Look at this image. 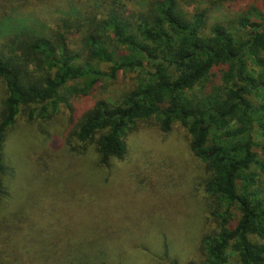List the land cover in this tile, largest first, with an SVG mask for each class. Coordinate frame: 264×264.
<instances>
[{
  "label": "trees",
  "instance_id": "trees-1",
  "mask_svg": "<svg viewBox=\"0 0 264 264\" xmlns=\"http://www.w3.org/2000/svg\"><path fill=\"white\" fill-rule=\"evenodd\" d=\"M257 11L206 31L204 13L185 15L176 0H148L133 14L121 0H0V264H106L114 250L140 241L115 227L96 189L82 202L35 211L3 180L4 134L20 109L46 118L69 81L89 91L120 73L134 74L133 85L83 111L76 141L94 144L109 165L124 157L138 122L152 119L161 132L182 127L216 207L213 233L198 242L202 259L189 264H264V10ZM72 33H81L84 54L68 43Z\"/></svg>",
  "mask_w": 264,
  "mask_h": 264
},
{
  "label": "rangeland",
  "instance_id": "rangeland-1",
  "mask_svg": "<svg viewBox=\"0 0 264 264\" xmlns=\"http://www.w3.org/2000/svg\"><path fill=\"white\" fill-rule=\"evenodd\" d=\"M121 1L132 14L145 11L148 3ZM176 1L185 15L202 11L206 31L213 23L234 27L238 15L253 19L257 10H264V0ZM80 34L72 33L68 43L84 54ZM134 77L120 73L95 82L89 91L82 81L71 80L58 109L46 118H29L27 109H20L4 134V162L10 170L3 178L5 188L21 201L30 197L35 211L50 201L56 208L63 206V200L82 202L87 190L92 194L96 189L97 203L108 201L101 208L110 209L115 227L140 236V241L130 243L131 249L114 250L106 264L198 262L202 259L198 242L203 234L213 233L209 213L216 207L203 193L207 170L191 153L185 130L173 124L161 132L152 119L138 122L126 138L124 157L109 165L100 163L94 144L83 146L74 138L82 112L97 99L112 101L133 85ZM3 95L0 82V113ZM95 204L86 200L84 207L89 211Z\"/></svg>",
  "mask_w": 264,
  "mask_h": 264
}]
</instances>
